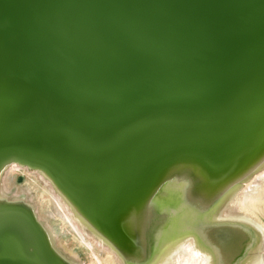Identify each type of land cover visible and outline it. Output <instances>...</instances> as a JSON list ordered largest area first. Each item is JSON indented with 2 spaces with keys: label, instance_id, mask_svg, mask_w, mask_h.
<instances>
[{
  "label": "water",
  "instance_id": "obj_1",
  "mask_svg": "<svg viewBox=\"0 0 264 264\" xmlns=\"http://www.w3.org/2000/svg\"><path fill=\"white\" fill-rule=\"evenodd\" d=\"M12 166L114 264H264V0H0V264H86Z\"/></svg>",
  "mask_w": 264,
  "mask_h": 264
},
{
  "label": "bare ground",
  "instance_id": "obj_2",
  "mask_svg": "<svg viewBox=\"0 0 264 264\" xmlns=\"http://www.w3.org/2000/svg\"><path fill=\"white\" fill-rule=\"evenodd\" d=\"M20 169L21 168L18 166H12L10 168V170L8 171L7 178L4 181L5 183L2 182V187L4 190L10 189L13 187V185H15V184H11V183L15 181V178H14L16 176L15 172L16 171L21 172ZM29 180L32 181V184H29V183L26 184L22 188H19L18 192H26V191L28 192L29 191V193L32 192L33 194H35L36 197L39 196L38 193L41 195H48L49 194V197H51L53 200L52 203L54 202L59 207H61V209L64 211V214L66 216L65 219L67 221H69L70 225L77 232V235L80 237L81 241L91 251V256L94 258L93 261L95 262V264H103L102 259L98 256V253H97L98 252L97 247H96L97 243L93 242L91 239H89L87 237L89 235L84 230L81 229L80 225L77 224V222L75 221L72 213L70 212V210L67 207V205L65 204V202L56 193H52L51 190L49 191L47 188H45L44 185L37 178L35 179V177L30 176ZM262 182H264V172L262 174H260L259 176H257V178L252 182V184H250L246 187L245 194H244V196H242L243 199L242 200L239 199L237 202H241L243 204V206H245V202H247L248 200L249 201L251 199L258 200L261 197H262L261 199H263L264 198L263 195H261V194L258 195V193L261 189V188H259V186H261ZM15 183L17 184V182H15ZM167 196H170L172 198L171 202H169L170 197L165 198L164 203L160 205V210H162L161 213L168 210L170 208V205H171V209H172L173 206H176L178 204L176 202H178L180 199H183L184 203L187 202L184 195H178V196L174 197L171 195L170 192H168ZM230 205H232V204H230ZM239 208H241V205H239ZM232 209H233V207H229L227 210H228V212H230V210H232ZM172 211H173V213H172L173 216L178 219V226H177L178 227V233H177L178 238H176L178 241L182 240L183 235L186 233H190V231H193V233H195L196 230H194L193 227H195L199 221H205L211 217V215H210L207 217V219L204 218V216L197 218L190 211H187L184 208L181 209L179 204ZM53 213H55V214L59 213L58 208H57V210H53ZM46 215L48 216L47 217L48 221H50V223H51L50 212L46 213ZM175 228L169 230L168 232H164L160 236L161 241L159 242V246L161 248V252H165L166 248L168 246H170L171 234L173 232H175ZM198 240H200V237L196 238L194 240H190V242L185 246V249L183 250L182 253H180V251H178L176 253V257H177L176 259H178V261H179L178 264H191V262H192V260L190 258L191 255H194L196 264H204L205 263V259L202 262V254L198 251V245H197ZM170 255L174 258V253L168 254L164 258V262L168 261V259H169L168 257H170ZM186 257H187V259H186Z\"/></svg>",
  "mask_w": 264,
  "mask_h": 264
},
{
  "label": "rangeland",
  "instance_id": "obj_3",
  "mask_svg": "<svg viewBox=\"0 0 264 264\" xmlns=\"http://www.w3.org/2000/svg\"><path fill=\"white\" fill-rule=\"evenodd\" d=\"M14 178L15 181L12 182L11 184H15L13 186H18V189L22 188L28 183L32 184V181L29 180L30 177L27 176V174L25 175L20 172H17ZM15 182H17V184ZM38 195L39 196L37 197V199L41 205L40 212L41 214H43L44 217L47 218L46 213L49 211V208L52 206L51 199L49 195H41L39 193ZM54 217L55 216H51V223L59 231L60 240L62 242V245L66 248V250L72 254L80 255L82 260H84L86 264H95V262L93 261L94 258L91 256V253H89L88 248L79 239L76 232L71 227L70 228L67 227L68 225L65 224L63 225L62 222H59L58 221L59 218H54ZM98 255H100V253ZM101 259L103 264H114L112 258L106 253L101 254Z\"/></svg>",
  "mask_w": 264,
  "mask_h": 264
}]
</instances>
